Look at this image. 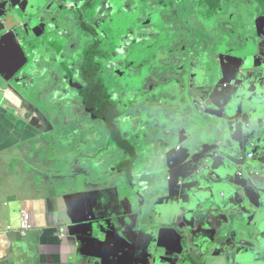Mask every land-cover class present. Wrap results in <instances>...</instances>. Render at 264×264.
<instances>
[{
  "label": "crops",
  "instance_id": "crops-1",
  "mask_svg": "<svg viewBox=\"0 0 264 264\" xmlns=\"http://www.w3.org/2000/svg\"><path fill=\"white\" fill-rule=\"evenodd\" d=\"M79 1L84 4L85 0ZM145 1H151V11L157 5L162 23L158 22L150 28L143 27L142 30L152 32L153 29L150 37L163 32L164 38L158 39L157 42L165 49H161L156 56V66L144 73L146 76L142 91L147 96L140 104L130 108L132 118L125 119L130 127L126 124L125 129H122L133 144L138 163H133L130 175L125 176L117 168L118 162L127 157L120 150V161H116L110 168V172H116L115 175L111 172L113 180H108L110 183L99 187L88 184L89 182L83 179L84 176H78L77 170L67 171L65 162L66 156L72 159V163H79L83 155L85 159L96 157L102 139L103 148H107V144L117 147L112 142V131L106 121L91 119L89 112H83V99L79 90L78 96L72 99L63 85L65 73H70L66 68L67 57L68 64L73 69L75 56L82 55L77 72L80 79L83 76L81 64L85 59L83 53H91L94 50L98 52L103 46L94 44L92 39H84L88 35L85 33V37L80 38L77 51L70 50L72 41L69 43L64 34L71 33V25L76 24L67 23L70 21L67 16L71 11L66 13V9L74 11L78 4L72 0H66V3L65 0L23 1L22 12L27 14L26 18L42 12H45L43 16L50 19L59 15L63 18V26L50 30L49 36L46 35L42 42L33 36L15 38L5 34L6 30L0 31V264H73L72 257L76 253L78 256L75 264H82L85 257L77 250L75 234L79 233L84 238L85 226L92 223H98L107 236L104 239L99 238L98 245L83 240L80 247L95 254L96 264H170L171 259L187 264L183 228L185 219L183 221L179 212L181 207L185 214L188 207L193 210L196 208V194L201 183L187 182L182 187L179 185L186 172L180 166L183 159L180 153L184 152L187 145L198 147L195 142L198 133L199 144L207 142L208 139L201 141V129H196L193 121L189 122L198 117L199 112L183 103V95L180 96V92L199 91V96L207 99L208 87L199 81L216 67L219 80L225 84H235V90L228 92L224 90L223 85L218 87L206 102L208 105H214L220 102L225 94L239 93L244 88L254 91L264 72L259 69H262V65L254 57L256 49L255 42H250V22L241 20L238 6L229 10L224 2L226 0H171L170 5H167L165 0ZM260 2L264 4V0ZM69 3L71 5L66 7ZM44 4V10H40ZM92 4L91 1L84 5V11L88 10L86 18L80 20V28L87 22ZM177 5L180 8L176 9ZM188 7L192 10L190 16L196 22V27L192 29L184 25L187 33L184 35L185 40L181 41L182 35L179 37L178 34L180 23L177 22L186 20L184 17H187L185 11ZM126 9L131 13L137 11L136 2L130 0ZM144 9V14H147L148 8ZM216 9H221L218 13L223 14H229L230 11L235 19L239 17L240 25L233 34L238 38L242 35L243 40L241 42L240 38H235L230 42L218 37V49L207 51V42L214 31L213 22H207V15H212ZM105 10L103 9L104 13ZM103 11L95 17V24L98 23L100 28L105 19L102 16ZM78 13L80 14L79 9ZM166 13L168 17L174 16L171 21L173 23L166 21ZM169 29L173 35L168 33ZM19 35L21 36V33ZM187 37L190 41H187ZM126 42L127 40L119 48L105 46V50H109L112 57L116 54V57L103 66L107 67L106 73L102 74L105 82L102 83L103 88L95 87L98 95L94 106L103 100L107 92L115 94L118 98L119 95L124 97L129 91L127 81L129 82V78L134 80L132 72H136L134 76L140 74L131 68V73L125 72L126 84L112 79L115 72L121 68L123 53L128 54L131 41L128 44ZM93 45L95 49H91ZM167 46L169 49H166ZM225 48L231 50L227 55L223 52ZM198 49L203 51L201 56L192 57ZM97 52L93 56L94 64L98 63L100 56ZM178 52L185 54L181 56ZM228 55H231L232 59H229ZM146 62L147 60L143 65ZM42 63H46L47 71L41 78L40 86L33 80ZM243 67L246 68L245 74L238 77L237 71ZM196 79L199 84H196ZM49 80L56 81L55 90L51 83L50 87H47ZM59 83H62L63 87ZM107 84L108 90L105 88ZM34 86L46 89L47 95L41 90L39 94L43 101L47 100L50 105L30 99ZM134 91L135 88L131 90ZM74 100L76 101L73 103ZM69 103L76 111L73 117L77 118H68L66 122L81 119L78 127L88 133V140L83 134L82 138L78 137L81 133H78L77 139H72L74 132H77L72 130L69 138H65V132H68L65 127L68 124H65L63 117L65 104ZM123 105L128 107L129 104L125 102ZM54 110H60L64 115L57 114ZM183 118L189 120L190 126L186 131L183 126L188 123L184 124ZM92 125H99L101 134L97 129L92 131ZM136 133L139 135L136 136ZM206 133L213 135L210 129ZM67 140L69 142L66 152ZM220 140L223 146L218 151L224 155L234 157L240 151L239 145L228 138ZM93 142L96 148L94 150L91 149ZM225 165L221 161L217 164L221 177H225L227 170L232 169L231 166ZM95 177L101 178L100 175ZM74 178L84 182L81 186H76ZM103 181L106 183L107 179ZM24 217L31 228L22 234ZM191 231L195 235L198 229L196 227ZM198 247V243L194 242L188 248L194 251L198 250ZM239 264H249L248 253L241 254ZM253 264H256V261Z\"/></svg>",
  "mask_w": 264,
  "mask_h": 264
},
{
  "label": "water",
  "instance_id": "water-1",
  "mask_svg": "<svg viewBox=\"0 0 264 264\" xmlns=\"http://www.w3.org/2000/svg\"><path fill=\"white\" fill-rule=\"evenodd\" d=\"M23 1L0 2V31L6 30L5 34L15 38L32 36L28 33L33 32L30 28L32 16L25 21L27 14L22 12ZM44 14L42 12L33 17H38L41 23L49 19L46 17L42 20ZM57 18L61 16L51 19L55 26L59 24ZM261 27H256L258 42L255 43L254 57L262 65V69L258 68L264 72V24ZM37 30H40L37 31V37H40L48 34L51 28L46 22ZM227 57L232 59L231 55ZM244 69H238V77L245 74ZM259 79L254 91L244 88L239 93H233L235 84L221 82L218 68L215 67L199 81L208 87L207 99H202L199 91L180 92L183 103L199 112L198 117L190 121L183 118L184 124L188 123L183 126L184 131L189 129V122L193 121L196 129H201V141L208 139L199 144L198 133L195 139L198 147L187 145L184 152L180 153L183 158L180 166L186 172L179 185L201 183L196 194V208L193 210L188 207L185 214L181 207L179 212L183 221L185 219L183 228L187 264H239V257L243 253L249 254V264L255 261L256 264H264V76ZM196 84H199L197 79ZM222 85L224 90L233 92L223 95L222 100L214 105L206 104L213 92ZM209 129L213 135L206 133ZM220 138H228L239 145L240 151L236 156L229 157L218 151L223 146ZM249 150L252 152L248 153ZM249 154L253 155V159H249ZM219 161L232 167L227 170L225 177H221L217 171ZM196 227L198 231L194 235L191 229ZM83 235L84 238L79 233L75 234L77 250L85 257L82 264H96L95 254L85 251L80 244L85 240L98 245L99 238L104 239L107 234L103 233L98 223H92L85 226ZM194 242L200 247L192 251L188 247ZM77 256L78 253L73 255V264ZM170 264L184 262L171 259Z\"/></svg>",
  "mask_w": 264,
  "mask_h": 264
},
{
  "label": "trees",
  "instance_id": "trees-1",
  "mask_svg": "<svg viewBox=\"0 0 264 264\" xmlns=\"http://www.w3.org/2000/svg\"><path fill=\"white\" fill-rule=\"evenodd\" d=\"M130 0H95L92 4V8L89 10V16L87 22L83 23L82 29L86 34L91 36L90 39L94 40V44L103 45L101 49L97 51H91V53H83L85 59L81 64V69H83V76L79 79L77 70L71 69L72 66H68L66 64V68L70 71L69 75L65 73V82L69 84L70 87L75 90H79L83 99V106L86 112L90 113L92 119H102L105 120L111 129V137L112 142L119 149H121L124 154L127 155L126 159L121 160L117 164V168L123 172V174L127 173L130 175L131 167L133 163L137 160V154L133 149L132 142L126 137V133L122 130L125 129L124 125L127 124L125 120L127 117L132 118L130 115V108L134 107L136 104L140 103L141 100L146 97L143 90L144 82H145V72H148L152 67L157 64L158 58L161 49L163 48L158 42V39H163V32L161 34H155L150 37L152 32H146L145 35H148L141 42H138L137 37H134L131 40L130 47L128 49V56L124 52V57L121 61V68H119L117 72L112 76L114 81H120L124 84L125 82V72L131 73V68L136 71H140V74H137L132 78H129V82L127 81V86H129V91L127 94H124V97L121 95L118 98L115 94H110L107 92L103 100L97 106H94V103L97 101L98 90L97 87L103 88L102 83L105 82L103 79L102 72L104 71L103 66L106 62L114 59L116 54L112 57L110 53L105 50V46H116L121 47L123 43H125L126 36L131 37L133 33L136 32L140 27H152L150 20L147 21L146 17L149 15L143 16V6L142 1L138 0L136 2V10L131 13L126 9V5ZM167 5H170L171 0L168 2L165 0ZM107 9L109 12V18L102 21L103 32L100 31L99 28L95 26V17L100 13L101 10ZM152 11L150 12V14ZM157 20L155 24L162 23L161 15L158 14L156 16ZM124 28H128L129 31L126 34H122ZM153 31V29L151 30ZM173 35V32H168ZM96 47L93 45L91 49H95ZM166 49H169L167 46ZM99 53L98 63L94 64L93 56ZM62 57L61 54H59ZM82 55L75 56V64H73V68H76L75 65L80 63ZM150 60L149 66L147 70L141 71L144 67L142 66V62ZM155 60V63H154ZM63 61L65 58L63 57ZM140 67V68H139ZM102 71V72H101ZM128 79V78H127ZM85 81V83L83 82ZM109 85L107 84L105 88L108 90ZM135 88L134 92L131 90ZM71 96V95H69ZM72 97V96H71ZM128 102V107L123 104ZM130 106V107H129ZM130 127L129 124H127ZM127 127V128H128ZM136 136L139 133L135 134Z\"/></svg>",
  "mask_w": 264,
  "mask_h": 264
},
{
  "label": "rangeland",
  "instance_id": "rangeland-1",
  "mask_svg": "<svg viewBox=\"0 0 264 264\" xmlns=\"http://www.w3.org/2000/svg\"><path fill=\"white\" fill-rule=\"evenodd\" d=\"M72 1H75L76 2L75 4L76 5L78 4V6H80L81 4H83V2L80 3L79 0H72ZM91 1L93 2L94 0H85L83 5H81L80 7L77 6V9L74 10V11L71 10L70 15L67 16V18L70 19V21L67 22L68 24L71 23V22H73L74 24H76V26L71 25V33H68V34L65 33L64 34V37L68 39L69 43H70V41H72V44H70V50L72 52H76L77 51L76 50V49H78L77 48L78 47L77 45H78V43L81 42L80 38L81 37H85V33L82 30V26L80 28V24H81V21L80 20H83V18H86V12H87L88 9L86 11H84V8H85L84 5L90 3ZM167 1L169 2L170 0H167ZM141 3H142V6H143V16H144L145 15L144 14V11H145L144 8H148L149 9L152 6V4H151V1H145V0H143ZM44 7H45V4L40 8V10H44ZM178 8H180L179 5L176 6V9H178ZM78 9L80 11V14L78 13ZM40 10H39V12H40ZM191 12H192V10L190 9V7H188L187 10L185 11V15L187 17H184V19H186V20H184L183 22H179L178 21L177 23H182L183 25H186L187 24V20L190 19L189 16L191 15ZM102 13H103L102 16L105 17L104 20H106V19L109 18V12L108 11L106 12V10H105V13H104V11ZM158 13H160V12H158L155 9H153L152 10V13L149 16L146 17L147 21L150 20L151 25H154L156 23L155 21L157 20L156 16L158 15ZM35 15H37V13L34 14V15H32V17H31V20H32V26L31 27H32V30L33 31L40 24V21L38 20V17H36V18L33 17ZM165 16L167 18L166 21L169 24L170 23H173V22H171L172 19L174 18L173 15H171V17H168V15L166 13ZM44 18H46V16L42 17L41 19L44 20ZM27 19H28V17L26 18V21H27ZM56 21H57V23H59V26L60 27L63 26V23H62L63 22V18H57ZM64 21H66V19ZM46 22H47L48 26L51 28V30H54L55 29L56 26H55L54 22L50 18L48 20L46 19ZM69 26L70 25H68V27ZM68 27L66 26V28H68ZM181 29H182V36L181 37L179 36V37H180V40L181 41H184L185 39H184L183 27ZM23 31L24 30H21L22 33H24ZM127 31H129V29L128 28H124L122 34H126ZM56 33H58V31H56ZM75 33H77V34L75 35ZM45 34L42 35V36H40V37H37V32H35V33L32 32L31 33V35L33 36V38L34 39H38L39 42H42L44 40V37L46 35L50 34V33H48L46 35ZM135 35L138 36L137 37L138 39L145 37V35H143V34H134V36ZM134 36H131V37L126 36L125 37L126 40H127L126 43L128 44V42L131 41ZM89 38H90V35H86V37L84 39H89ZM236 38L239 39L238 37H236ZM215 41H216V37L214 36V42ZM63 43L66 44V41L63 40ZM211 43H212V40H211ZM212 47L213 46H209L208 49H206V50L207 51H212L213 50ZM181 50H184V49L181 48ZM108 52L110 53L109 50H108ZM182 52L181 53L178 52V54L181 55V56H182V54H185V53H182ZM53 53L54 52L52 51L51 54H53ZM202 53H203V51H200V49H198L197 52L195 54H193L192 57H195L196 55L199 57V56H201ZM148 61H149V59L147 57L146 64H144V66H141V67H144L143 69H141V71L147 70V68L149 66ZM201 61H199V62H201ZM67 62H69V60H67ZM72 64H74V63H72ZM75 67L76 68H73V69L74 70H77L78 64H76ZM106 70H107V67L104 68V71L102 72V74H105L106 73ZM45 71H47L46 63H42V65H41V67L39 69V72H36L35 73V80H33V82H36L37 85H40L41 86V78H42V76L46 75V72ZM109 71H111V70L109 69ZM109 71H107V72L109 73ZM43 72H45V73L43 74ZM137 72H140V71L138 70ZM117 73L119 74L118 71H117ZM132 73H133V76H134V74L136 72H132ZM50 74H51V72H50ZM50 83H51L52 86H54V90H55L56 81L51 82V80H49V83H48L47 87H50ZM60 85H62V83ZM63 85H64V88H67L68 89V93H69V95L72 96V99H73L74 96H78L77 95V93H78L77 90H75L74 88L70 87L68 83L64 82ZM63 85H62V87H63ZM120 85H123V84H120ZM37 87L38 86H34L32 88V92H31L32 94H31L30 99L36 100V101H41L42 102L43 101V98L40 96L39 91L41 90L42 92H44L43 94H46V95L48 93L46 92V89L45 88H43V87L42 88H37ZM52 90L53 89H50V91H52ZM75 101L76 100H74L73 103ZM43 102L46 103V104H48V105L51 104V103H48L47 100H44ZM54 111L57 114H62V112L60 110H54ZM62 115H64V114H62ZM74 115H75V112H74V110L72 108V104H70V103L69 104H65V115H64L65 117H63V119L65 120V124H68V126L65 127V129H68V132H65V138L66 139L69 138L70 133H72V131H77L76 133L74 132V136L71 137L72 139L73 138L74 139H77L78 133H81V136H78V137H81L82 138V134H83L84 137H85V139L88 140V133H84L82 131L81 127H78L80 125V123H81L80 121H82L81 119L80 120H74V121H71V122H66L68 118L72 119ZM91 127L93 128L92 131H95L94 129H97L98 132L101 134V131L99 130L100 129V126L99 125L97 127L95 125H92ZM73 128L76 129V130H73ZM68 142H69V140H67V142H65V151L66 152H67L66 145L68 144ZM103 146L104 145H103V139H102L101 146L99 148H97V151H98V152H96V155L97 156L96 157L91 156V157H87L85 159V155H83V156H81V161L79 163L77 161L72 163V159L69 156H66L65 157V162L67 163V166H68L67 167V171H69V172L70 171H73L74 172L75 170H77L79 172V175L78 176L79 177L84 176L85 178H83V179H85L86 181H88L89 182L88 184H90L92 187H99V186H101L103 184H106L107 185L108 183H110L108 180H111V179L113 180L112 173L114 175L116 174V172L114 170H112L111 171L112 173H111L110 172V168L113 167V165H114V163L116 161H120L119 151L121 149L119 150V148L114 147V146L109 145V144H107V148H103ZM101 147H102L103 151H101ZM91 149H93V150L96 149V148H94V142L91 144ZM122 159H124V158H122ZM71 163H72V165H71ZM136 163H138V160L135 161V165H136ZM83 166H85V167H83ZM91 172L93 173L94 176L91 175ZM69 174H72V173H69ZM96 175H100L101 178L95 177ZM74 179L76 180V184H77L76 186H81L82 183L84 182V181H82V183L79 182L77 178H74ZM80 179L81 178H79V180ZM101 179H103V180L104 179H107V182L104 183V181L101 180ZM137 181L138 182L140 181V177L138 178Z\"/></svg>",
  "mask_w": 264,
  "mask_h": 264
},
{
  "label": "flooded vegetation",
  "instance_id": "flooded-vegetation-1",
  "mask_svg": "<svg viewBox=\"0 0 264 264\" xmlns=\"http://www.w3.org/2000/svg\"><path fill=\"white\" fill-rule=\"evenodd\" d=\"M2 0H0L1 2ZM95 1V0H94ZM93 1V2H94ZM135 2H137L138 0H134ZM204 2V0H203ZM226 6H228V9L230 10L233 6H238L239 8V12H241V15H242V18L241 20L243 22H248L250 27L252 28V33L250 35V42L253 40V42L257 43L258 42V35H257V30H256V27L257 25L261 27L262 24H264V4L262 2H260V0H226L224 1ZM69 5H71V3L65 5L66 7H68ZM73 8V7H72ZM92 8V6L90 7V9ZM153 9L157 10L158 11V8H157V5L153 7ZM227 9V10H228ZM105 10V9H104ZM68 11H71V10H68L66 9V13ZM103 11V10H102ZM219 11H221V9H216L214 11V13L212 15H207V22L210 21V22H213V27L214 28V31L213 33L211 34V37L209 38L208 42H207V45L206 47L208 46H213L212 48H214L215 50H217V46L218 44L217 41L214 42V36L216 37V39L218 37H223L225 38L227 41H233L235 40V38L237 37H234V34H233V31L237 32L236 30L238 29L237 27L240 25V21H239V17H234V15H231V12L229 11V14H223V13H218ZM106 12H107V9H106ZM150 12H151V8L148 9V12L147 14L144 15V17L146 15H150ZM204 12V11H203ZM206 12V11H205ZM171 17V16H170ZM166 18V16H165ZM196 18V17H195ZM47 19V18H46ZM258 19H260L258 21ZM167 20V19H166ZM43 24H46V21L44 22H41L37 28L34 29V33L37 32V31H40V30H37L39 26H42ZM59 26V24H56ZM187 26H190L192 29H195L196 27V22L193 21V17L190 16V19L187 20ZM95 26L97 28L100 29L101 32H103V28H100L99 24H95ZM145 27V26H144ZM147 27V26H146ZM183 27V32H184V35L187 33V30L184 29V25L180 23V28L178 29V34L179 36L182 35V28ZM31 30H32V27H30ZM56 28V27H55ZM143 27H140L139 29L136 30L135 33L133 34H143L145 35L146 34V31L145 30H142ZM28 31L30 32L29 28H28ZM167 31H171L170 29L167 30ZM32 33V32H30ZM30 33H28L29 35H31ZM85 33V32H84ZM89 35V34H88ZM148 35H145L144 38H137L138 40L140 39H145ZM91 38V36H90ZM89 38V39H90ZM234 38V39H233ZM240 40L242 42L243 40V36L241 35L240 37ZM211 40H212V43H211ZM187 41H190L189 40V37H187ZM192 42H193V39H192ZM201 43V42H200ZM231 50H227V48L223 49V52L225 55L228 54V52H230ZM232 53V52H231ZM69 53H67L68 55ZM66 55V57H67ZM67 60H69V58L67 57ZM66 60V64H68ZM75 63V62H74ZM143 64V62H142ZM70 66V64H68ZM144 66V65H142ZM104 79V78H103ZM144 96L147 95V94H143ZM68 96V94H67ZM66 97V95H65ZM145 98V97H144ZM143 98V99H144ZM143 99L141 100V102L143 101ZM140 102V103H141ZM138 103V104H140ZM76 113V111H74ZM83 112H86L84 109H83ZM74 118H77V117H73L72 119ZM120 150V149H119ZM124 175H128L127 173L124 174Z\"/></svg>",
  "mask_w": 264,
  "mask_h": 264
},
{
  "label": "built area",
  "instance_id": "built-area-1",
  "mask_svg": "<svg viewBox=\"0 0 264 264\" xmlns=\"http://www.w3.org/2000/svg\"><path fill=\"white\" fill-rule=\"evenodd\" d=\"M248 157H249V159H253V155L252 154H249ZM30 228H31V225L28 223L26 217H24L23 221H22L21 233L24 234L25 230L27 231Z\"/></svg>",
  "mask_w": 264,
  "mask_h": 264
}]
</instances>
